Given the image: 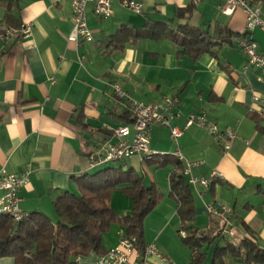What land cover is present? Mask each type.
I'll return each instance as SVG.
<instances>
[{"label":"crops","instance_id":"crops-1","mask_svg":"<svg viewBox=\"0 0 264 264\" xmlns=\"http://www.w3.org/2000/svg\"><path fill=\"white\" fill-rule=\"evenodd\" d=\"M141 11L135 13L118 1L112 2V14L106 18L86 10L93 41L75 44L68 41L72 25L70 0H19L7 16L6 2H0V29L31 22L29 37L15 41L0 39V169L29 171L28 183L19 190L20 207L42 212L55 219L53 200L65 191L77 192L76 179L93 173L88 156L113 130L131 125L129 104L115 95L113 83L136 100L159 102L178 94L180 115L172 124L183 128L190 112L204 113L220 128L236 133L228 151L203 127L190 126L177 139L168 127L151 129L150 158L131 156L103 167L132 169L143 177L146 186L163 193V199L143 222L145 244L153 243L175 264H188L191 252L178 235L176 202L169 196V175L185 161H202L191 174L209 177L221 172L208 188L190 185L195 205V227L210 233L218 226L209 216L206 204L221 201L232 208L235 238H215V244L229 240L239 244L252 237L264 250V105L255 95H264V73L246 62L236 38L233 46H224L218 58L204 53L194 59L178 55L168 38L126 41L115 47L108 37L122 25L141 30L147 21L167 22L175 8L194 5L190 24L203 29L227 26L234 32H246L245 12L238 8L231 16L221 13L223 0H135ZM262 17L264 13L262 11ZM182 20V22L186 21ZM257 50L264 55V30L250 32ZM253 115V116H252ZM252 116V117H251ZM114 139V138H113ZM140 172H138V168ZM146 176L149 183L145 182ZM110 205L117 215H128L132 201L120 189L111 192ZM126 229L116 223L102 235V253L90 252L76 258L75 264H95L101 254L116 247ZM213 245H203L204 263ZM152 264H159L151 256ZM0 264H15L13 257H0ZM223 264H264L245 262L231 254Z\"/></svg>","mask_w":264,"mask_h":264},{"label":"trees","instance_id":"trees-1","mask_svg":"<svg viewBox=\"0 0 264 264\" xmlns=\"http://www.w3.org/2000/svg\"><path fill=\"white\" fill-rule=\"evenodd\" d=\"M19 0L6 2L7 16L12 7H18ZM250 5H260L264 13V0H246ZM194 5L175 8L169 21H147L137 31L122 25L108 37L115 47L124 42L140 39L168 38L173 41L178 55L196 59L204 53L218 58L224 46H233L236 38L247 34L234 32L227 26L215 25L203 29L190 24ZM186 20L182 22V20ZM253 116V115H252ZM251 116V117H252ZM130 118V115L126 116ZM77 192L65 191L53 202L55 219L36 211L19 222L6 215L0 216V257H13L15 264H75L76 258L90 252L102 253L101 238L116 223L126 229V234L136 237V247L142 252L145 246L143 222L155 206L163 199V193L153 186H146L143 177L132 169L108 166L93 173H85L76 179ZM169 196L176 202L179 218L178 235L191 252L188 264H203L206 252L203 245H213L210 264H223V257L231 254L245 262L264 263V250L252 238H243L239 244L224 240L214 243L216 236L198 232L195 227V205L189 183L180 164L170 172ZM120 189L132 201L128 215H117L110 205L111 192ZM220 239H225L221 237Z\"/></svg>","mask_w":264,"mask_h":264},{"label":"built area","instance_id":"built-area-1","mask_svg":"<svg viewBox=\"0 0 264 264\" xmlns=\"http://www.w3.org/2000/svg\"><path fill=\"white\" fill-rule=\"evenodd\" d=\"M118 1L124 8L135 13L141 11V5L135 0H70L73 25L67 36L68 41L81 44L83 41H93V33L87 24L86 10L89 4L93 7V13L100 18H106L112 14V2ZM200 0H194V3ZM242 9L246 15L245 29L247 34L240 37L237 45L246 57L250 66L258 67L264 73V55L257 50L256 42L250 37V32L256 28L264 30V18L260 5H250L246 0H223L221 13L227 16L233 15L236 9ZM31 22H21L17 26H5L0 29V39L15 41L29 37L32 33ZM115 95L124 99L129 104L131 125H124L113 130L112 139H106L94 151L89 153L88 161L91 169L100 168L110 162H115L140 156L150 158L155 152L149 149L151 129L155 125L168 127L170 137L177 139L184 129L190 126L205 128L216 142H221L223 151H228L236 133L231 128H220L217 123L210 121L204 113L190 112L186 115L183 128L172 124L175 117L180 115L179 96L173 94L165 96L159 102L145 103L136 100L122 89L118 83H113ZM255 101L264 105V95H255ZM179 160L185 161V174L188 175V183L192 186L208 188L214 179L221 178L218 170H212L209 177H198L191 174L193 166L202 161H187L180 152H176ZM29 181V171L9 172L5 168L0 169V216L6 215L13 221L19 222L28 215L20 207L21 197L19 190ZM209 216L217 221L218 226L211 232L213 236L235 238L238 232L232 222V208L221 201H210L206 204ZM180 237L185 238L186 232L181 230ZM155 257L159 264H175L153 244H145L142 252L136 247V237L124 233L119 244L101 254L95 264H152L150 257Z\"/></svg>","mask_w":264,"mask_h":264},{"label":"rangeland","instance_id":"rangeland-1","mask_svg":"<svg viewBox=\"0 0 264 264\" xmlns=\"http://www.w3.org/2000/svg\"><path fill=\"white\" fill-rule=\"evenodd\" d=\"M113 165L117 166V165H119V162H115ZM96 170H98V169L96 168ZM96 170H94L93 172H95ZM137 170H138V172H140V169L139 168ZM148 177L149 176H146V178H145V182L146 183H149ZM209 260H210V256L207 257L205 263H203V264H208Z\"/></svg>","mask_w":264,"mask_h":264}]
</instances>
